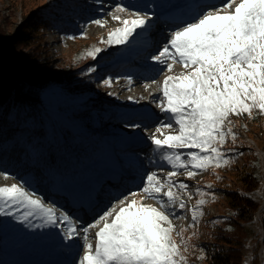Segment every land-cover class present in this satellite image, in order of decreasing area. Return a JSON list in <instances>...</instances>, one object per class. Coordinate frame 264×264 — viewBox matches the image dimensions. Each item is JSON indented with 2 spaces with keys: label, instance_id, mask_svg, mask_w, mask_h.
Listing matches in <instances>:
<instances>
[{
  "label": "rangeland",
  "instance_id": "rangeland-1",
  "mask_svg": "<svg viewBox=\"0 0 264 264\" xmlns=\"http://www.w3.org/2000/svg\"><path fill=\"white\" fill-rule=\"evenodd\" d=\"M140 1L144 0H0V34L5 36L6 45H13L15 52L36 51L45 63L52 64L53 70L50 71L53 72L52 77L55 76L56 79L54 81L52 78L50 85L43 89L41 100L45 112L59 134L58 141L66 142L62 129L74 136L73 141L68 145L59 146L60 149H56L55 146L52 151H45V160L41 159L42 155L39 154L42 148L39 146L40 149H36L33 146V143L41 141L47 146L53 133L45 122H42L44 126H41L46 131L45 135L35 137L29 152L26 146L22 145L24 141L19 140L20 137L16 141L17 146H20L18 151L10 150L9 153L0 146V155L6 154L4 160L0 159V187L22 184L36 196L43 198L47 205L54 206L57 212L67 213L69 209L67 206L70 205L75 215H79L78 218L84 221L82 223L88 224L93 221L86 218L85 206L70 204L71 201L74 202L72 199L82 200V189L91 192V197L97 196L96 201L99 205L102 200L111 204L121 193L138 188L147 172L163 169L164 174L171 170L164 162H158L154 146L148 139L155 132L159 121H167V114L160 113L156 109V103L147 106V97L138 101L137 97L141 90H124L137 82L134 78H141L144 70L152 69L150 67L155 62L145 57L150 54L144 53L139 61L135 59L137 56L135 49H139L142 53L147 50L148 45L141 46L134 43L124 49L119 48L121 45L108 47L101 43L111 31L122 26L120 22L112 19V15L132 18L131 13L146 10V13L159 16L162 14L159 13L162 5L167 0H149L145 4H140ZM169 1L175 2V0ZM223 2L224 0H217L215 3ZM48 3L54 4L53 9L57 16L54 13L55 17L49 29L36 33L32 25L35 18L42 14L41 7H45ZM117 6H123L127 11L117 13ZM175 6L173 3L172 7ZM96 19H102L107 23L104 27L97 26L92 23ZM156 28L167 34L170 30L161 28L158 23ZM84 33H87L86 38H83ZM157 35L158 33L155 34V38ZM148 38L149 36L139 38L138 41L145 42ZM26 41H29V46L25 45ZM160 44L163 42L158 45ZM158 47L160 46H157L151 54H155ZM95 48L105 50L99 53L96 59H92L87 53L90 50L94 51ZM131 55L132 57L126 58ZM90 67L95 68L96 71L89 72ZM173 68L178 75L185 71L176 64ZM46 69L47 67L44 70ZM77 76L79 78L75 91L78 92H70L71 87H66V81L70 77L73 79ZM105 79H111V86L104 84ZM159 86L161 87L162 83ZM230 119L240 135L236 144L242 145L241 149L253 148L262 161V179L255 194L261 202V208L257 213L255 224L251 226L253 232H250L246 239L245 264H252L254 252L258 253L260 264H264V224L261 217L264 210V115H257L254 112L253 118L243 115L239 120L233 117ZM240 122L247 126L249 133L238 126ZM137 124L140 127H134ZM20 128L10 126L14 135L23 134L28 139L32 132L31 125L25 127L27 132ZM2 129L0 123V130ZM163 131L172 132V129H163ZM50 143L56 145V139H51ZM233 145L229 139L226 147ZM138 149L152 154L147 160H142L138 155L133 154V150ZM248 153L250 151L245 154ZM39 160L46 161L48 165L41 167L38 164ZM242 163L243 161L239 163L240 166ZM109 171L111 172L108 173ZM163 174L161 173L162 176ZM233 174L240 176V169L237 168ZM176 179L187 183L190 186L189 191L193 193L197 186L205 190L206 185H212L214 188L218 182H231L237 185L238 181V177H232L230 172L222 173L220 178L219 175L213 177L210 171L203 172L191 180L184 175ZM61 191L65 199L60 196ZM77 192L81 197L75 196ZM183 195L189 209L195 206L200 198L198 195H193L192 199L188 200L186 193ZM223 202L218 200L215 203H207L203 207V217L194 227L190 212H187L184 219H174L173 224L176 225L177 231L181 228L185 229L183 238L188 239L189 242L199 238V235L200 238L204 237L205 223L215 216L223 215ZM145 203L158 206L156 201L151 199L146 200ZM22 211V209L18 211L17 215H21ZM98 211L100 214L101 210ZM177 211L181 210L177 209ZM29 225L46 226L43 220L36 217L21 222L14 217L0 216V264H55L52 258L49 262H45V257L36 255L38 244L32 241V238H39L42 233L38 230L39 227ZM97 230H91L89 242L95 243L92 237ZM174 239L179 243L182 238L174 234ZM62 242L65 245L71 244V241H63V239ZM74 253L75 250L72 249L66 253V256L70 255L73 258ZM187 254L188 252L185 256L188 258ZM70 262L63 260L60 264H70Z\"/></svg>",
  "mask_w": 264,
  "mask_h": 264
},
{
  "label": "snow or ice",
  "instance_id": "snow-or-ice-1",
  "mask_svg": "<svg viewBox=\"0 0 264 264\" xmlns=\"http://www.w3.org/2000/svg\"><path fill=\"white\" fill-rule=\"evenodd\" d=\"M126 11L123 6L116 8L117 13ZM130 16L112 15L122 26L101 43L128 45L138 37H148L151 16L146 12ZM92 23L104 27L107 22L96 19ZM104 50L95 48L87 55L96 59ZM149 58L163 66L162 71L172 72L176 63L185 69L179 75L165 76L156 103L168 119L159 121L148 137L158 159L171 170L163 176V169L147 172L138 188L121 194L88 224L57 212L22 184L0 187V216L21 222L36 217L59 227L63 241H71L68 247L75 250L70 264H188L189 240L183 238L185 229L177 231L173 220L184 219L190 212L194 227L204 215L203 207L216 195L199 186L193 193L176 178L184 175L191 180L209 169L231 167L244 153L239 150L242 145L224 147L229 139L233 144L238 140L230 118H253L254 112L264 115V0H224L190 10ZM111 83V79L104 80L107 86ZM185 193L188 200L200 197L190 209ZM149 199L158 206L145 203ZM92 229H98L92 237L95 243L89 242ZM174 234L182 238L179 243ZM77 238L81 243H76Z\"/></svg>",
  "mask_w": 264,
  "mask_h": 264
},
{
  "label": "trees",
  "instance_id": "trees-1",
  "mask_svg": "<svg viewBox=\"0 0 264 264\" xmlns=\"http://www.w3.org/2000/svg\"><path fill=\"white\" fill-rule=\"evenodd\" d=\"M41 8L43 9L42 14L35 18L32 25L36 33L49 29L50 23H53V18L57 16L53 9V3H48ZM6 42L5 36L0 34V123L3 127L0 130V146L4 147V150H8L9 153H11L10 150L18 151L20 146H17L16 141L20 137L19 140L24 141L22 145L26 146V150L29 152L32 149L31 142L36 139L35 137L39 138L45 135L46 131L41 127L42 122H45V124L48 123L53 133L47 146L43 141L33 143L34 148H42L39 154L41 153V159L44 158L45 160V151H52L55 146L56 149H60L59 146L68 145L74 138L69 131L62 129L66 142L58 141L59 134L43 108L42 91L50 85L49 82L52 78L54 81L56 79L55 76L52 77L53 72L50 71L53 70L52 64L45 63V60H42V56L36 51L15 52L14 46L6 45ZM24 43L29 46V41ZM46 67L47 69L49 67V72L46 71L47 69L44 70ZM78 78V76L73 79L70 77L66 81V87H71L70 92H78L75 91ZM233 118L239 120L242 119V116H233ZM28 124L32 127L28 139L23 134L14 135L10 129V126L14 125L27 132L25 127ZM238 126L246 133L250 132L248 128L245 129L242 122ZM233 131L237 133L236 126L233 127ZM239 138L240 135L238 134ZM51 139H56V145L49 144ZM236 143L232 147H226L227 144L224 147L234 149L239 146ZM239 150L245 156L240 157L231 167L208 170L212 172L213 177L219 175L220 178L222 173L230 172L232 177H238V181L236 182L237 185L231 184V182H218L213 189H205V191H212L216 195V199L214 201L209 200L208 203H215L218 200L224 201L222 203L223 215L210 218L211 220L205 223L206 233L204 237L200 238L201 235H199V238L189 242L188 264H245L246 239L250 232H253L251 226L255 224L257 213L261 208V202L255 197V194L262 179V161L259 154L251 147L245 149L239 147ZM248 151L250 153L245 154ZM5 157L6 154L4 153L0 155L1 160H4ZM44 160L43 162L38 161L41 167L48 165ZM51 161L53 160L51 159ZM241 161L243 163L240 166ZM237 168L240 169V176L233 174ZM261 217L264 224V210ZM252 264H260L257 252L253 253Z\"/></svg>",
  "mask_w": 264,
  "mask_h": 264
},
{
  "label": "bare ground",
  "instance_id": "bare-ground-1",
  "mask_svg": "<svg viewBox=\"0 0 264 264\" xmlns=\"http://www.w3.org/2000/svg\"><path fill=\"white\" fill-rule=\"evenodd\" d=\"M147 2H149V0L140 1L139 3L145 4ZM215 2H217V0H175V2L167 0L166 2L163 3L161 11L159 12V13H162L161 15L158 16L156 14H152V13L149 14L148 13V15L151 16L150 24L152 27V28H150L149 34H148V36H149L148 41L150 40L149 43L146 44L145 42L138 41V39H139V37H138L132 43H130L128 45H121V46H119V48L125 49L128 47H131V45L134 43H138V45H141V46H147L148 45L147 50H144L142 53H141V51L139 52V49H135L137 52V56L135 57V59L137 61H139L141 55H144V53L150 54V55L145 56L146 58H149L150 56L154 55L151 53H153V50L155 48H157V46H162L165 42H167L168 35L170 34V32L177 25L183 23V21L186 19V14L189 13L190 10L198 9L199 6H202V5L207 6V4L215 3ZM173 3H175V5H176L175 7H172ZM170 7H172V8H170ZM145 12H146V10H143L141 13L143 14ZM157 23L161 28H169L170 30H169L168 34L165 32H162L161 30L160 31L157 30V28H156ZM156 33H158V35L155 38ZM161 41L163 42V44L158 45ZM145 49H146V47H145ZM129 57H132V55L126 56V58H129ZM149 60H150V58H149ZM176 65L183 68V66L179 63H176ZM150 68H152V69L144 70L145 72H143V76L141 78H134L137 82L132 83L130 86H128L127 88L124 89L125 91L141 90V93L138 95L137 100L141 101L145 97H147V100H148L147 106L152 105L153 103H156V98L161 95V91H160L161 87L159 86V84L163 83L165 76L166 75H178V73L174 70V68H173L172 72L162 71L163 66L161 68V65H158L156 62ZM154 80L156 81L155 83L153 82ZM156 106H157V103H156ZM156 109H158L160 111V113H164L160 110V108L158 106ZM138 121H139V119H138ZM145 151H143V150L140 151L138 149V150H134L133 154L138 155L140 157V159H142V160H147L152 153H149L147 151L145 152ZM158 162H161V161L159 160ZM161 167L164 168L163 166H161ZM111 171H109L108 173H110ZM99 172H101V171H99ZM161 173L163 174V171ZM82 191H83L82 200L72 199V200H74V202L71 201L70 204H77L78 206H85V210H86L85 216H87L86 218H89L91 221H94V219L99 215L98 209L101 210L100 211V214H101L110 204L107 203V201L102 200V201H100L101 203L99 205L96 201L97 196L91 197V192H88L85 189H82ZM61 193H62V191L59 193L60 196L64 197V195ZM121 194H124V193H121ZM120 195L116 196L114 199L116 200V198L119 197ZM75 196L77 198L81 197V196H79V192H77ZM64 199H65V197H64ZM67 207L69 208V209H67V213L70 216H72L73 218H76L77 222H79V218H78L79 215H75V213L72 211L70 205ZM75 216H77V217H75ZM218 216H215V217H218ZM38 230L42 233V236H40L39 238H32V241H34L38 244V249L35 252L36 255H38L40 257H45V262H49V260L52 258L53 259L52 261L55 262V264L63 263V260L64 261H67V260L71 261L72 260V257L70 255L66 256V253L70 250L72 251V249L69 248L67 244L65 245L62 242V236H61V232H60L59 227H54V226H50V225H46V226L43 225V226H40L38 228ZM62 253H64V254H62ZM70 254H72V253H70ZM74 255H75V253H74Z\"/></svg>",
  "mask_w": 264,
  "mask_h": 264
}]
</instances>
